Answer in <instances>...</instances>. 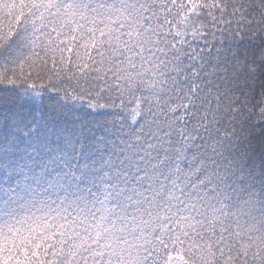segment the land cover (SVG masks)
Listing matches in <instances>:
<instances>
[{
    "label": "snow or ice",
    "instance_id": "6c2138e0",
    "mask_svg": "<svg viewBox=\"0 0 264 264\" xmlns=\"http://www.w3.org/2000/svg\"><path fill=\"white\" fill-rule=\"evenodd\" d=\"M0 264H264V0H0Z\"/></svg>",
    "mask_w": 264,
    "mask_h": 264
}]
</instances>
